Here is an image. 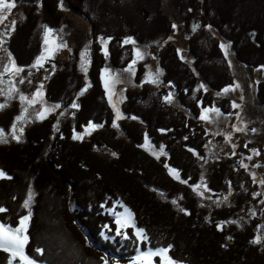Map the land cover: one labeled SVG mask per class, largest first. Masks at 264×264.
I'll return each instance as SVG.
<instances>
[{"label": "trees", "instance_id": "16d2710c", "mask_svg": "<svg viewBox=\"0 0 264 264\" xmlns=\"http://www.w3.org/2000/svg\"><path fill=\"white\" fill-rule=\"evenodd\" d=\"M175 1L185 24L204 25L210 17L209 9L200 0ZM56 2L42 0L33 9L47 16L43 23L49 29L57 26ZM50 3H54L52 12L48 9ZM214 6L209 25L231 45L235 60L253 69L264 67V0H216ZM23 28L28 62H18L15 51L10 52L20 67H28L39 48L37 43L30 42L36 27L33 21L29 23L28 16ZM166 46L160 66L165 83L177 91L178 101L193 119L176 113L175 117L170 116L166 112L168 108L156 104L148 90L128 92L121 108L125 122H121L123 138L120 139L109 129L115 115L98 86L91 61L89 91L93 92L86 97L93 105L91 109L83 110L82 101L86 98L81 99L78 94L84 85L72 72L64 78L58 75L47 87L45 96L54 105L79 98L77 112L85 114L82 119L79 117L82 126L91 121L103 124V131L89 142H72L70 128L66 132L62 127L61 133L53 137L55 122L45 118L24 134L19 145H0V171L6 177L0 180V207L7 209L0 213V223L15 228L27 216L23 204L32 186L36 199L30 210L25 254L35 262L127 264L138 252L171 246L169 255L178 264H264V238L259 243L253 242L258 237L256 228L252 225L243 230L235 226L224 229L209 221L192 192L200 179L199 159L204 156L207 142L203 128L196 121L198 113L207 107L219 109L224 115H230L231 111L227 102L219 103L211 94L197 91L198 79L179 60L175 49ZM109 53L113 64L112 51ZM191 53L196 59L197 74L214 92L231 84L224 75L216 77L210 73V65L223 62L217 44L208 52L191 48ZM256 99L264 108V82L258 85ZM146 136L155 148L163 146L166 161L144 151ZM101 148L111 155L103 156L97 150L95 153V149ZM169 168L178 174V180L169 174ZM233 178L228 166L219 164L210 176L209 188L221 193L225 180ZM165 200L181 201L184 211H174ZM120 205L132 213L136 227L144 230L147 240L138 243L131 230L124 231L127 238L117 235L110 211L119 212ZM234 205L217 214L219 222L239 216L241 204L237 201ZM32 250L38 255L34 256ZM8 261L9 256L0 251V264Z\"/></svg>", "mask_w": 264, "mask_h": 264}, {"label": "rangeland", "instance_id": "374dc122", "mask_svg": "<svg viewBox=\"0 0 264 264\" xmlns=\"http://www.w3.org/2000/svg\"><path fill=\"white\" fill-rule=\"evenodd\" d=\"M41 1L17 0L16 6L11 10L7 20L0 24V33H8V37L0 35V104L5 105V107L0 108L2 125L0 129L3 127L2 129L5 130L8 141L7 143H0V145L11 146L22 143L24 134L32 126H36L41 122V119L37 117V113L42 112L44 109L55 108L54 111L48 112L45 117L51 118L55 122L53 137L61 133L60 130L65 127V131L70 128L72 142L86 143L103 131V124L95 129H88L91 121L82 126L83 123H80L79 117L82 119L85 114L77 112V109L71 106L73 103L78 105L79 98H86L93 92L89 91L91 61L92 70H94L95 76L97 74L98 86L107 100L108 108L115 115L114 120H116L117 115L116 109L119 110L122 116L121 119L116 120L117 127L113 125L109 127L120 139L123 138L120 129L121 122H125V116L122 115L121 108L125 103L128 92L148 90L151 92L156 104L158 102L166 109L168 108L169 111L166 112L170 116L175 117L176 113L188 119H193L178 101L177 91L170 84L165 83V75L160 67L161 56L167 48L166 45L169 44L175 49L179 60L198 79L196 90L211 94L219 103L227 102L231 111L230 115H224L220 112V116L209 113L211 120L203 121L199 119L202 109H200L201 104L197 102L200 111L196 121L203 128L207 136V142L204 147V156L199 159L200 179L197 184L201 185L198 191L203 193V196L199 195L193 188L192 192L198 197L200 207L207 214L209 221L217 223L224 229L235 226V229L243 230L246 226L253 225L256 228L257 236L264 238V184L260 183L261 180H264V108L259 105L256 99L258 85L264 82V67L253 69L239 64L235 60L231 45L209 25L213 19L212 9H215L213 7H215L216 0H200L203 7L209 9L210 17L205 20L204 25L191 22L185 24L183 22L184 15L178 10V4L175 0H56L57 9L55 14L58 19L57 21L54 20V23L57 26L55 29L51 28L49 40H54L56 44L65 42L66 46L64 47L65 50L61 51L60 49L63 47H60L51 54L47 52L51 44L46 45L44 42L45 29L48 27L44 25L43 21L46 20L47 16L45 17L42 11L37 13L33 10L38 7V2ZM53 4H49L48 9H50V12L54 9ZM61 4L63 7H61ZM47 15L48 19L53 22L52 17L48 13ZM27 16L29 23L33 21V27H36L30 42L33 45L37 43L39 50L30 66L20 67L15 61L16 56L12 55L10 50L15 51L14 54L19 58L18 62H28V43L23 28ZM13 21H15L14 29L12 27ZM173 25H176V27L173 28ZM194 25L200 27L193 31ZM128 39L134 41V43L125 44L124 41ZM102 40H107V54H105L104 45L101 43ZM214 44H217L223 62L210 65V73L216 77L224 75L225 79L229 80L231 84L226 87L233 90L227 93L223 92L226 87L219 92H214L199 77L195 69L196 59L191 53V48L192 51L198 48L203 52H208ZM222 44L227 46V55L221 48ZM34 49L36 50V47ZM136 50L141 52L143 59L136 58ZM84 51H87V56L83 61L84 67L82 68L81 53ZM110 51H112L111 58L115 62L113 64L109 60ZM56 52L59 53L58 56H56ZM42 55L45 56L43 66L34 67L37 58ZM50 58L57 61L58 66L45 70L44 67L48 65L46 60ZM133 60H136V63L129 70V65L132 64ZM13 64L22 71L19 73H5V66L11 68ZM70 72L74 73L76 77H80V82L84 85L78 94L79 98L71 100V103L59 104V107H55L56 105L49 103L47 100L45 96L47 94L46 89L47 87L50 88L51 83L58 75L64 78L71 74ZM149 74L156 80L155 83L147 82ZM106 79L111 84L109 90L105 89ZM20 81H23V83ZM201 85L204 87H201ZM236 85H239V87H236ZM10 89L13 90L10 92ZM38 90L42 93V96L38 98L35 105L30 106L26 101L20 100L21 95L31 99ZM169 93L174 94L171 103L165 101V97ZM110 95L111 103L109 101ZM82 102L83 110L93 107L92 104L90 105L88 98ZM234 103L238 107L233 108ZM113 104L116 105L115 109ZM24 109H27L26 113ZM22 114L24 119L17 121L16 118ZM3 117L5 118L3 119ZM13 123L17 124L16 135L20 136L19 142L13 139L10 134ZM20 128L23 129L22 135L19 132ZM236 128H242L243 131H236ZM74 134L81 135L82 139H73ZM225 136H230L231 139L226 141ZM143 149L156 159L167 160L165 152L157 158L156 154L160 153V148H155L150 143L146 145L144 142ZM96 150L103 156L111 155L105 148L95 149V153ZM248 157H251V159H248ZM241 162L247 167H241ZM219 164L228 166L234 174V178L232 181L225 180V188L221 193H214L209 188V179ZM169 169V174L175 178L177 173H170ZM3 178L6 177L4 176L0 180ZM175 179L178 180V178ZM205 186L207 191H205ZM29 192L32 193V202L28 208L24 207L27 215L36 199V192L30 186L24 201L28 198ZM165 201L176 212H181V209H183L182 202L179 200ZM172 201H176V203L174 204ZM237 201L241 204L239 206L241 211L238 209L239 216L235 220L219 222L217 214L234 208ZM124 209L120 205L119 212L116 210L110 211L115 221L117 235L125 238L124 231L131 230L138 243L143 242L144 240L138 239L136 236V229L138 228L135 225L133 216L132 223L134 227L121 229L116 224V214H124ZM19 226L20 222H18L17 227ZM26 233L24 234L26 235ZM5 253L10 259V253ZM32 254L34 256L38 255L35 250H32ZM134 258L127 264H138ZM159 260V257H154V264H159ZM13 264H21L19 256L14 259ZM35 264L40 263L35 262ZM111 264L119 263L114 261Z\"/></svg>", "mask_w": 264, "mask_h": 264}, {"label": "snow or ice", "instance_id": "6c2138e0", "mask_svg": "<svg viewBox=\"0 0 264 264\" xmlns=\"http://www.w3.org/2000/svg\"><path fill=\"white\" fill-rule=\"evenodd\" d=\"M16 2L17 0H0V24H3L5 20H7L8 15L11 13V10L16 6ZM61 7H63V5L61 4ZM14 25H15V21L12 22V27L14 29ZM176 25H173V28H175ZM199 25H194L193 26V31H195L197 28H199ZM8 33H0V35H7ZM51 35V29L46 28L45 29V44L49 45L51 44V47H49L47 49V52L49 54H51L52 52H54L57 48L60 47H65L66 45L64 44H56L55 41H50L49 37ZM171 39V37H170ZM101 43L104 45V50H105V54H107V40H102ZM125 44L128 43H134V41L128 39L124 41ZM221 48L225 51V54L227 55V46L226 45H221ZM179 52V50H178ZM136 58L137 59H143V56L141 54V52L139 50H136L135 52ZM87 56V51H84L81 53V59H82V68L84 67V63L83 61L85 60V57ZM45 60V56L42 55L41 57L37 58L35 65H33L34 67H42L43 66V61ZM136 63V60L132 61V64L129 65V70L132 69L133 65ZM20 71H22V69L17 68L14 64L11 68H9L8 66H5L4 68V72H15V73H19ZM21 83H23V81H20ZM147 82H152L155 83L156 80L151 76V74H149L148 80ZM111 87V84L109 82V80H105V89L109 90ZM201 87H204L203 85H201ZM236 87H239V85H236ZM13 89H10V92ZM230 88H225L223 89L224 93L229 92ZM173 93H169L168 96L165 97V101L168 103H171L173 100ZM42 96V93L38 90L34 96L31 99H28L26 97H24L23 95L20 96V100L21 101H26L30 106L31 105H35L37 103L38 98H40ZM109 101L111 103V95L109 96ZM73 108H77L78 105L76 103H73L71 105ZM5 107V105L0 104V108ZM55 107H59V105H56ZM114 109L116 108V105L113 104ZM233 108L238 107V105H236L235 103L232 105ZM55 108L52 109H44L42 112H38L37 113V117L39 119H44L46 117V114L50 111H54ZM24 112H27V109H24ZM117 115H116V120H119L122 118L121 114L119 113V110L116 109ZM209 113H215L216 116H220V110L216 109V108H203L201 110V115L199 117L200 120L203 121H210L211 117L209 115ZM61 115H63V113H61ZM135 118V117H133ZM17 121H21L24 119V115L22 114L21 116H18ZM116 120L113 121V126L117 127L118 125L116 124ZM55 127V126H54ZM96 127H100V125H94L91 122L88 125V129H95ZM236 131H243L242 128H236ZM253 131H255V129H253ZM17 132V124L13 123L12 125V131H11V136L13 139L17 140V142H19L20 140V136L16 135ZM19 132L21 133V135L23 134V129L20 128ZM73 139H82L81 135L78 134H74ZM231 137L230 136H225V140L228 141L230 140ZM7 134L5 132V130L0 129V143H7ZM145 143L146 145L149 143L148 142V138L147 136L145 137ZM164 149L163 146L160 147V153L156 154L157 158H159L160 154H163ZM235 154V153H233ZM248 159H251V157H248ZM165 167H168L167 165H165ZM241 167H247L246 165L243 164V162H241ZM170 173H174L173 169H169ZM5 173L3 171H0V178L4 177ZM175 178H179L178 174H175ZM186 182V181H183ZM261 184H264V180L260 181ZM201 187V185H195L193 187L194 191H197L199 195L203 196V193L199 192V188ZM205 191H207V188L205 186ZM259 195V194H256ZM32 202V193L29 192L28 198L24 201L23 207L28 208L30 203ZM172 203H176V201H172ZM121 207H123V205H121ZM7 211V209L0 207V213ZM181 211H184L183 209H181ZM126 214V215H125ZM253 215H255V213H253ZM31 217V212H29V214L27 216H23L20 220V226L13 228L11 226H6L3 223H0V250H3L5 252H9L11 258L8 261V264H13L14 259L19 256V259L21 261V264H35V262L30 259L27 255L24 254V246L27 244L28 242V237L27 235H25L24 233H26L27 231V222L30 220ZM232 223H234V221H232ZM116 224L118 225L119 228H126V227H134V224L132 223V213L125 208L124 209V214H116ZM119 234V232H118ZM136 236L138 239H142V240H147V237L144 235V230L143 229H136ZM125 238H127V236H125ZM254 243H259L260 242V238L257 237L256 240L253 241ZM171 246H169L168 248H157L154 250H149L146 252H138L137 257L134 258L135 261L138 262V264H154L153 258L154 257H159V264H178L177 261L174 260V258H172L169 255ZM39 251V249H38ZM105 264H108L107 261H105Z\"/></svg>", "mask_w": 264, "mask_h": 264}, {"label": "flooded vegetation", "instance_id": "af4514ba", "mask_svg": "<svg viewBox=\"0 0 264 264\" xmlns=\"http://www.w3.org/2000/svg\"><path fill=\"white\" fill-rule=\"evenodd\" d=\"M3 36H5V37H8V35H3ZM61 51H63V50H65L64 49V47L63 48H61L60 49ZM56 54V56H58V54L59 53H55ZM56 56H54V57H56ZM46 63L48 64V65H46L44 68H45V70H47L48 68H51V67H57L58 66V62L57 61H55L54 59H48V60H46ZM10 130V129H9ZM53 131H54V129H53Z\"/></svg>", "mask_w": 264, "mask_h": 264}, {"label": "water", "instance_id": "95a60500", "mask_svg": "<svg viewBox=\"0 0 264 264\" xmlns=\"http://www.w3.org/2000/svg\"><path fill=\"white\" fill-rule=\"evenodd\" d=\"M61 44H64V45H66V44H65V42H63V43H61Z\"/></svg>", "mask_w": 264, "mask_h": 264}]
</instances>
